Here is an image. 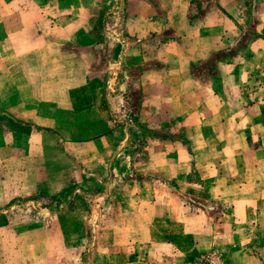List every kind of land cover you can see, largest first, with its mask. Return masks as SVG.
I'll return each instance as SVG.
<instances>
[{"label":"rangeland","instance_id":"1","mask_svg":"<svg viewBox=\"0 0 264 264\" xmlns=\"http://www.w3.org/2000/svg\"><path fill=\"white\" fill-rule=\"evenodd\" d=\"M83 1L93 6L73 22L80 26L73 38L99 43L94 50L101 59L91 63V54L85 53L82 65L49 63L45 85L55 91L88 82L99 94L83 91L66 97L73 101L68 120L83 106V136H69L63 143L53 133L50 160L39 167L53 173L29 171L26 182L35 176L40 188L0 206V264H107L125 246L111 237V230L128 234L118 222L108 223V217L125 213L118 203L140 186L158 193L172 187L185 210L197 214L195 222L181 228L200 244L189 264H264V221L255 213L264 204V191L258 190L264 186L259 174L264 169V0ZM141 2L144 7L139 9ZM185 21L196 28L185 31ZM185 35L188 40H182ZM177 36L179 43L174 41ZM191 57L190 72L202 77L216 72V61L234 62L236 96L228 104H234L235 117L209 121L204 144L209 152L188 147L187 176L171 171L163 175L153 168L175 160L167 143L185 139L175 70L178 64L187 66ZM214 101L219 104L220 98ZM212 108L209 120L217 118ZM108 124L120 127L112 134L113 147L102 137ZM236 161L249 169L248 186L209 196L207 188L216 174L235 175ZM60 167L64 175L57 172ZM30 234L41 242L29 239ZM209 235L210 241L205 240ZM34 242L42 245L36 256L30 246Z\"/></svg>","mask_w":264,"mask_h":264},{"label":"crops","instance_id":"2","mask_svg":"<svg viewBox=\"0 0 264 264\" xmlns=\"http://www.w3.org/2000/svg\"><path fill=\"white\" fill-rule=\"evenodd\" d=\"M140 4L137 8L142 9L144 3ZM91 6L92 3H85L83 0H0V206L16 196L31 194L40 188L35 182V176L30 182H26L29 171L38 170L39 174L53 173L40 171L39 168L50 160L53 133L62 142L69 136H72L73 140H79V137L83 136L84 122L87 120L83 115V106L81 104L75 108L76 115L74 118L70 117L69 122L67 113L73 111V101L67 100L66 97L83 91L96 95L99 91L91 90V84L88 82L69 88L60 86L53 91L45 85L48 79L45 68L47 64L54 62L82 65L85 53L91 54V63L100 61L98 51L95 54L94 50L99 48V43L73 38L75 30L80 28L73 22L83 18L84 11ZM183 27L185 31L196 28L188 21H185ZM186 35L181 36L182 40H188ZM174 41L179 43L181 39L177 36ZM69 50L72 56L64 55ZM191 59L192 57L187 60V66L178 64L175 70V80L180 89L178 101H181L183 109L180 111L183 116L178 119L185 132V139L176 138L169 140L173 143H167L170 148H174L172 153L176 158L168 165L153 168L154 171L161 170L163 175H168V171H171L173 176L185 175L190 166L188 147H198L201 151L209 152V148L204 147L207 143L206 130L211 128L209 121L221 122L222 118L226 121L235 117L234 104H228V99H231L232 95L236 96L234 85L237 84L238 74L232 71L234 62L229 59L216 61V72L212 76L202 77L190 72ZM68 71L67 69L66 72ZM75 71L80 69L77 67ZM164 74L167 75V72ZM159 75L161 73H156L155 77ZM58 76L61 77L62 74ZM57 96L65 98H56ZM215 96L220 98L219 104H215V101L211 103ZM212 107L217 113V118L209 120ZM18 123L27 124L30 128L22 129ZM119 129L120 127L108 124V132L106 136H102L111 147L116 144L112 134ZM243 139L247 140V137ZM238 142L244 151L249 149L242 138H239ZM157 153L162 152L157 150ZM233 157L236 158V155L233 154ZM39 161H42V165ZM235 163V175L239 174L241 178L218 172L207 188L209 196L233 194L231 192L243 190L248 186L249 169L245 170L237 161ZM57 172L64 175L65 170L60 167ZM259 174L263 176L264 169L260 170ZM202 175L204 176V173ZM66 185L67 182L62 188ZM166 189L168 191L158 193L156 188L140 186L130 192L131 196L129 195L127 201L118 203L125 213L118 217L111 214L107 222H118L128 230V234H118L111 230V237L124 241L125 246L121 250L117 249V252L122 254L109 256L107 264H189L196 256L200 244L192 241L188 234L185 236L181 228L184 230L186 225L195 222L197 214L185 210L183 200L174 194L172 187ZM52 190L54 189L50 188L47 191ZM258 190L264 191V186H260ZM257 208L259 210H255L256 216L264 221V204L258 205ZM186 233L188 232L185 230ZM209 237L211 235L205 240H209ZM37 238L39 237H36V234L33 237L29 235L31 240ZM39 241L41 242V238ZM40 242L30 244L35 256ZM133 242H136L135 247Z\"/></svg>","mask_w":264,"mask_h":264}]
</instances>
